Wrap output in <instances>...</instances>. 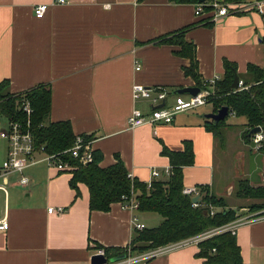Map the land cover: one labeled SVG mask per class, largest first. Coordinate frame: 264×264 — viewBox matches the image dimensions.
Listing matches in <instances>:
<instances>
[{"label": "crops", "instance_id": "crops-1", "mask_svg": "<svg viewBox=\"0 0 264 264\" xmlns=\"http://www.w3.org/2000/svg\"><path fill=\"white\" fill-rule=\"evenodd\" d=\"M42 3L49 8L37 18L34 8ZM243 3L250 7L211 20L207 13L195 15L194 2L175 0H0V82L8 80L11 93L50 85V120L69 121L76 135H91L94 151L101 154L100 167L120 159L129 175L144 183L166 179L171 164L164 149L182 152L186 143L191 144L194 161L182 167L183 187L205 188L229 202L240 175L253 186L264 185V156L252 141L244 140V117L227 113L241 121L225 126L226 117L220 120L224 125L218 135L205 125L213 120L203 116L217 111L214 102L211 110H198L199 106L155 128H129L127 118L134 108L150 110L147 100L132 98L134 83L164 88L165 102L171 104L179 88H200L198 82L213 76L220 81L225 60L235 63L239 80L246 77L249 64L264 67V0ZM180 30L195 46L198 80L185 74L190 60L178 54L180 46L161 42ZM235 142L239 149L249 150L247 168H241V154L239 173L233 169L235 175H223L224 152ZM153 170L159 176H152ZM25 175L26 185L17 174L8 178L7 205L0 191V205L10 222L8 230H0V264H92L98 248L130 244L134 214L148 228L162 221L158 213L130 210L119 201L108 210L91 209L88 185L79 182L78 190L73 188L71 171L40 162ZM9 188L18 191L12 195ZM235 197L231 207L239 206L237 214L253 203ZM236 239L244 263L264 264V220L240 226ZM198 251L192 244L143 264H206Z\"/></svg>", "mask_w": 264, "mask_h": 264}, {"label": "trees", "instance_id": "trees-1", "mask_svg": "<svg viewBox=\"0 0 264 264\" xmlns=\"http://www.w3.org/2000/svg\"><path fill=\"white\" fill-rule=\"evenodd\" d=\"M180 2H194L195 0H175ZM222 2L241 3L245 0H221ZM207 12L211 9L204 7ZM210 14H208V19ZM161 42L178 44V54L189 58L190 64L184 67L186 75L197 76V59L195 46L184 39V30L163 36ZM224 73L216 83L215 97L211 100L215 110L227 106L238 117H244L246 129L243 138L252 141L251 128L260 127L264 135V67L254 64L247 66V75L242 79L243 88L233 89L231 83L236 73V65L225 60ZM202 83L198 82V85ZM9 81L0 82V112L21 120L27 119L22 108L28 101L33 108L31 115L32 130L37 144H44L50 153L71 147L76 139L69 121H51L52 90L48 84H40L22 93H11L8 90ZM208 129L215 134L220 133L223 121L216 124L205 121ZM92 138L91 135H84ZM264 156V139L258 149ZM170 161V175L165 180H153L148 187L146 183L133 178L127 172L120 159L107 167H100L101 154L94 151V160L86 165L78 164L71 159L76 167L71 178V185L78 190V183L83 182L90 189V207L97 210H108L110 204L121 201L122 195L133 197L138 202L139 211L158 213L162 221L156 227L134 229L130 244L125 247H105L104 254L108 258L131 253H140L148 249L193 236L203 230L226 224L237 217V210L228 205L224 197H217L202 188L205 194L194 206L192 197L182 192V167L192 164L194 155L192 146L185 144L182 152L164 149ZM67 159L70 160L69 157ZM236 196L248 200L255 199L248 205V209L256 211L264 208V185L253 186L246 178H240L236 184ZM79 194V191L77 192ZM210 205L213 213H210ZM197 255L205 259L206 264H246L237 244L236 234L230 231L217 233L199 244ZM214 249V250H213Z\"/></svg>", "mask_w": 264, "mask_h": 264}, {"label": "built area", "instance_id": "built-area-1", "mask_svg": "<svg viewBox=\"0 0 264 264\" xmlns=\"http://www.w3.org/2000/svg\"><path fill=\"white\" fill-rule=\"evenodd\" d=\"M66 0H56V3H65ZM205 6H209L211 9L209 12L205 10ZM254 6L260 9V3L255 2ZM250 7L247 3H229L222 2L221 0H207L203 3H195V15L210 14L211 20H216L219 17L225 16L230 12L242 11ZM49 8L46 3L38 4L34 8V13L37 18H43ZM140 65L136 64L135 70H139ZM219 76H213L203 81L202 87L195 95H173V102L167 104L166 98L168 96L167 91L162 87H147L140 83H134L131 87V95L133 99H145L149 102L150 110L148 113L142 112L138 108L131 110L127 122L129 128H135L142 125H150L154 128L160 123H171L178 113L194 109L196 107L205 105L216 96V83L219 80ZM243 81H238V89L243 88ZM22 108L27 114L26 120L8 116L0 112V141H5V147L0 150V180H4V183L0 184V191L4 192L6 197V205L9 197V190L7 186L8 178L12 175L20 176V184L26 185L29 182V178L25 175V171L32 165L40 162H44L48 167L56 168L60 171H71L76 167L71 163V159L76 160L78 164H89L94 160V138H85L84 135H77L74 144L62 151L50 153L46 150L44 144H37L34 132L32 130L31 115L33 108L28 101L23 103ZM229 115L235 116L233 110L228 111ZM2 116L6 117L7 127L3 129L1 127ZM264 135L261 131L252 135L253 148L258 150L261 147ZM4 152V155H3ZM67 157L70 158L67 159ZM170 167L165 170V174L170 175ZM157 170L152 171V176H159ZM149 187L151 181L146 183ZM182 192L191 197L197 196L200 200L202 197V190L198 186H185ZM124 208L130 210L138 209V202L133 198L126 195H122L121 201ZM198 202H192L196 206ZM51 211L53 208L50 209ZM213 207L210 205V213H213ZM62 211V208L57 210ZM264 220V208L256 211L249 209L243 213L237 214V217L220 226L212 227L202 232H199L193 236L183 238L174 242H170L164 245H160L140 253L129 252L125 255V258L115 261L107 262L105 264H143L145 261L157 255L164 254L177 248H182L188 245H198L201 241L224 231H230L232 234H236V230L245 224H249L255 221ZM132 225L134 229L141 230L145 227L139 218L134 214L132 216ZM10 227L9 217L6 212L2 210L0 205V230L6 231ZM214 250V249H213ZM97 254H104L103 248H98Z\"/></svg>", "mask_w": 264, "mask_h": 264}, {"label": "rangeland", "instance_id": "rangeland-1", "mask_svg": "<svg viewBox=\"0 0 264 264\" xmlns=\"http://www.w3.org/2000/svg\"><path fill=\"white\" fill-rule=\"evenodd\" d=\"M212 107H213V105H212V102H209V103H207V104H205V105H203V106H201V107H199L198 108V110L199 109H201V110H211L212 109ZM6 117L5 116H2V121H1V127L3 128V129H5L6 127H7V124H6ZM241 121V119H232V118H229V117H226V119H225V126H227L226 124H233V123H239ZM236 133H237V131H236ZM235 137V140H236V142H238L239 141V139H238V137L237 136H234ZM225 141H226V138H225ZM234 141V140H233ZM233 143L232 144V146H231V148H229L228 150H227V152H224V157H223V166H222V168H220V172L223 174V175H226V174H228V173H230V175H235V173H234V170L236 169V174H238L239 172H238V162L240 161V158H241V154H243V156H244V162H243V164H242V166H241V168H242V170L243 171H245V169L247 168V159H248V148L246 147V149L245 150H242V149H239L238 147H237V143ZM239 143V142H238ZM5 147V141L4 140H1L0 141V150H1V152H2V149ZM248 150V151H247ZM246 153V154H245ZM246 155V156H245ZM244 166H245V168H244ZM231 167V168H230ZM234 169V170H233ZM242 177V175H240V177H238V179L237 180H239V178H241ZM236 181V180H235ZM237 182V181H236ZM236 182H235V184L234 185H236ZM236 187V186H235ZM10 189V192H11V194L13 195L14 194V192H15V190L16 191H18V189H13V188H9ZM234 191H236V188H232V190H231V197L230 198H232V199H229V202H228V199H226L227 200V203H228V205L229 206H233L234 205V200L235 201H237V198L235 197V195H234ZM226 197H227V195H225ZM254 200L255 199H251V200H245L246 202H248L247 203V205L250 203V202H254ZM245 201H239V202H245ZM246 205V204H245ZM236 208V210H237V212H240L239 210H240V208H239V206L237 205V206H235ZM246 208V207H245ZM244 211V210H243ZM243 211H241V212H243ZM156 216H158V218L160 217L159 215H156ZM161 218V217H160ZM149 226H150V224H148ZM158 225V224H157Z\"/></svg>", "mask_w": 264, "mask_h": 264}, {"label": "water", "instance_id": "water-1", "mask_svg": "<svg viewBox=\"0 0 264 264\" xmlns=\"http://www.w3.org/2000/svg\"><path fill=\"white\" fill-rule=\"evenodd\" d=\"M197 3H203L207 0H195ZM238 81H239V76L237 75V73L234 74L232 83H231V87L232 88H237L238 86ZM200 88L199 87H183V88H179L177 90H175L173 92V94H185V93H189L191 95H195L199 92ZM228 113V107L227 106H221L220 108L217 109L216 112H212V113H207L204 114L203 116L205 118H210L213 120L214 123L219 122L220 120H223ZM261 130L260 127H255V128H251L249 131V134H254L256 132H259ZM199 199L197 196L192 197V202H198ZM125 258V255H119L113 258H107L105 255L102 254H94L92 256V264H105L107 262H115V261H119L121 259Z\"/></svg>", "mask_w": 264, "mask_h": 264}]
</instances>
